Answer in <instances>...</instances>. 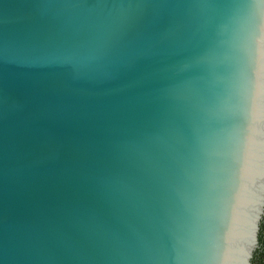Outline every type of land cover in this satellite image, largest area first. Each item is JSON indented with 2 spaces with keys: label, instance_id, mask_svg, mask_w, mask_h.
<instances>
[{
  "label": "water",
  "instance_id": "1",
  "mask_svg": "<svg viewBox=\"0 0 264 264\" xmlns=\"http://www.w3.org/2000/svg\"><path fill=\"white\" fill-rule=\"evenodd\" d=\"M264 0H0V264H252Z\"/></svg>",
  "mask_w": 264,
  "mask_h": 264
},
{
  "label": "trees",
  "instance_id": "2",
  "mask_svg": "<svg viewBox=\"0 0 264 264\" xmlns=\"http://www.w3.org/2000/svg\"><path fill=\"white\" fill-rule=\"evenodd\" d=\"M259 241H260V247L255 252L252 264H264V219L261 223Z\"/></svg>",
  "mask_w": 264,
  "mask_h": 264
},
{
  "label": "rangeland",
  "instance_id": "3",
  "mask_svg": "<svg viewBox=\"0 0 264 264\" xmlns=\"http://www.w3.org/2000/svg\"><path fill=\"white\" fill-rule=\"evenodd\" d=\"M255 255V254H254ZM253 259H254V257H253ZM253 259H252V262H253Z\"/></svg>",
  "mask_w": 264,
  "mask_h": 264
}]
</instances>
